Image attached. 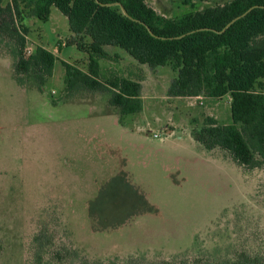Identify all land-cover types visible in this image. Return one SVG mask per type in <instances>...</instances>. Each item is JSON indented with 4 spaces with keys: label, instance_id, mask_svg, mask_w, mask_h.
Returning a JSON list of instances; mask_svg holds the SVG:
<instances>
[{
    "label": "rangeland",
    "instance_id": "rangeland-1",
    "mask_svg": "<svg viewBox=\"0 0 264 264\" xmlns=\"http://www.w3.org/2000/svg\"><path fill=\"white\" fill-rule=\"evenodd\" d=\"M18 1L24 57L43 47L57 60L40 86L17 74L19 42L0 32V264L264 259V161L245 167L201 141L207 118L233 123L232 98L170 97L173 65L142 66L113 48L99 78L139 81L140 112L123 115L109 90L68 92L63 62L88 72L78 49L88 33L72 36L55 7L44 22ZM228 1L146 0L166 18Z\"/></svg>",
    "mask_w": 264,
    "mask_h": 264
},
{
    "label": "trees",
    "instance_id": "trees-1",
    "mask_svg": "<svg viewBox=\"0 0 264 264\" xmlns=\"http://www.w3.org/2000/svg\"><path fill=\"white\" fill-rule=\"evenodd\" d=\"M5 1L0 0V32L19 42L16 72L35 76L44 86L57 58L43 47L24 57L29 30L16 25L17 20H23L20 3L13 0L5 6ZM115 3H121L130 17L120 6L111 5ZM27 7L32 16L44 22L55 7L68 19L73 34L88 33L90 37L87 47L78 46L88 54V72L63 62L68 92L79 88L109 90L111 104L123 115L136 114L143 108L139 81L116 77L106 84L99 78L100 60L109 58L105 47H118L151 68L173 65L177 76L169 87L170 97L204 93L209 98H232L233 123L220 125L216 119L207 118L201 141L208 148L229 151L242 166L262 165L258 156L264 161V0H231L177 18L158 15L146 0H28ZM236 264H264V259L249 258Z\"/></svg>",
    "mask_w": 264,
    "mask_h": 264
},
{
    "label": "water",
    "instance_id": "water-1",
    "mask_svg": "<svg viewBox=\"0 0 264 264\" xmlns=\"http://www.w3.org/2000/svg\"><path fill=\"white\" fill-rule=\"evenodd\" d=\"M111 5H118V6H120V7L122 8V12H123V14H124L126 17H130L129 14H128V12H127V10L124 8V6H123L121 3H115V4H111ZM111 5H110V6H111ZM254 8H255V7L249 9V11H248L247 13L243 14L242 16L235 18L232 22H230V23L225 27V29H223L222 32H225V31H226V30H227V29H228L233 23H235V22H236L237 20H239L240 18L246 16V15H247L250 11H252ZM151 34L153 35L152 32H151ZM184 36H185V35H184ZM184 36H181V37H178V38L181 39V38H183Z\"/></svg>",
    "mask_w": 264,
    "mask_h": 264
},
{
    "label": "crops",
    "instance_id": "crops-1",
    "mask_svg": "<svg viewBox=\"0 0 264 264\" xmlns=\"http://www.w3.org/2000/svg\"><path fill=\"white\" fill-rule=\"evenodd\" d=\"M53 8H54V7L51 8V13H52ZM162 16H164V15H162ZM50 17H51V15H50ZM50 17H49V19H50ZM70 31H71V30H70ZM71 32H72V31H71ZM72 36L75 37L76 35L73 34V32H72ZM89 42H91V40H90ZM108 48H113V49H115V50H117V51L120 50V51H118L120 54H121L122 51H124V50H122V49H120V48H118V47L106 46V47H105V51L107 52L108 56H109V54H110ZM126 53H127V52H126ZM53 54H54V53H53ZM83 54H84V53H83ZM132 58H133V57H132ZM134 60H135V59H134ZM100 63H101V62H100ZM141 65H142V64H141ZM142 66H144V65H142ZM197 97H198V96H197ZM176 98H177V97H176ZM223 98H224V97H223ZM220 99H222V98H220ZM230 104H231V103H230Z\"/></svg>",
    "mask_w": 264,
    "mask_h": 264
}]
</instances>
